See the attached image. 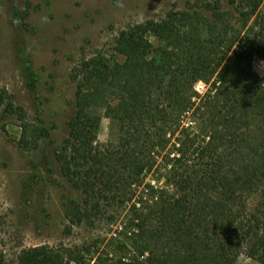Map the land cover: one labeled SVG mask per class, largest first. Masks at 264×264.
Listing matches in <instances>:
<instances>
[{"label":"trees","instance_id":"16d2710c","mask_svg":"<svg viewBox=\"0 0 264 264\" xmlns=\"http://www.w3.org/2000/svg\"><path fill=\"white\" fill-rule=\"evenodd\" d=\"M230 3L130 26L71 69L74 112L56 159L82 197L73 224L130 204L122 224L132 251L112 264H236L243 254L264 264V76L253 67L264 62V0ZM23 77L35 90L30 66ZM198 82L209 85L203 95ZM1 115L15 116L23 151L50 138L4 88ZM102 117L106 143L96 140ZM80 254L44 245L17 264H81Z\"/></svg>","mask_w":264,"mask_h":264},{"label":"rangeland","instance_id":"374dc122","mask_svg":"<svg viewBox=\"0 0 264 264\" xmlns=\"http://www.w3.org/2000/svg\"><path fill=\"white\" fill-rule=\"evenodd\" d=\"M230 1L220 0L224 9H232ZM207 2L214 0H0V88L31 119L39 115L50 132L38 150L23 151L18 147L21 131L15 116H0V256L4 264H17L24 249L44 245L75 248L83 257L81 264H112L130 255L131 234L124 226L130 204L107 208L105 220L95 224L72 222L82 197L63 176L56 159L74 112L71 69L109 48L123 29ZM28 66L35 73L32 91L23 77ZM253 67L264 76L262 60L255 57ZM208 88L204 82L195 84L202 95ZM108 103V97L99 103L101 115ZM110 131V120L102 117L96 140L106 143ZM152 179L148 176L146 183L155 184ZM257 201L252 198V208ZM236 264L259 263L243 254Z\"/></svg>","mask_w":264,"mask_h":264}]
</instances>
